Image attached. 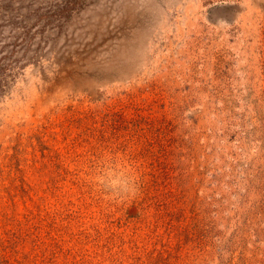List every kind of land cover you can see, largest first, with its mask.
Returning <instances> with one entry per match:
<instances>
[{"label": "rangeland", "instance_id": "obj_1", "mask_svg": "<svg viewBox=\"0 0 264 264\" xmlns=\"http://www.w3.org/2000/svg\"><path fill=\"white\" fill-rule=\"evenodd\" d=\"M0 264H264V0H0Z\"/></svg>", "mask_w": 264, "mask_h": 264}]
</instances>
